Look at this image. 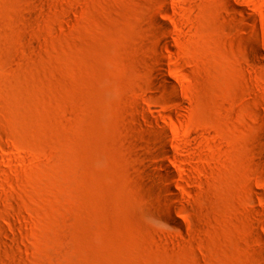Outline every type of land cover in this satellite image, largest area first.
<instances>
[{
  "label": "rangeland",
  "instance_id": "obj_1",
  "mask_svg": "<svg viewBox=\"0 0 264 264\" xmlns=\"http://www.w3.org/2000/svg\"><path fill=\"white\" fill-rule=\"evenodd\" d=\"M147 95L192 168L181 225ZM0 264H264V0H0Z\"/></svg>",
  "mask_w": 264,
  "mask_h": 264
},
{
  "label": "bare ground",
  "instance_id": "obj_2",
  "mask_svg": "<svg viewBox=\"0 0 264 264\" xmlns=\"http://www.w3.org/2000/svg\"><path fill=\"white\" fill-rule=\"evenodd\" d=\"M167 26L168 29H171L169 25ZM164 45H167V43ZM163 60H161L162 63L160 68L157 69L155 75L156 80H153L150 83L147 93H161L164 90L159 84L166 86L169 84L168 80L173 78L171 75L172 69L170 68L172 66H168L170 69L168 71L165 68L166 65L163 63ZM164 99V96H160L161 102ZM151 100L152 97L147 95V98L144 99V102L146 104L145 107H148V109H143L142 112V121L147 127L145 130L147 132V137H145V140L147 138V143L145 142L146 145L143 146V158L145 157L146 159L145 169L147 172L149 171L150 173H154L160 178L157 182L159 189L168 193L169 196L167 199H170L171 197L172 200H174L173 204L167 206L170 222L174 225H181L180 220H178V214H180L182 211V207L180 205L182 197L177 192V190L180 191L185 189L187 184L186 175L192 172V168L190 165L183 163L182 154L186 148L180 138L177 136L178 134L176 131L172 128L171 122L174 120L173 115L168 114L165 112V110H163L165 108V104H163L162 108H157L158 110L151 108ZM187 109L188 108L182 102L180 103V107H177L176 115L180 122H183L186 119ZM171 137L173 138L171 139ZM160 158H164L165 162H158L160 161ZM162 179H167L170 184H164ZM173 211H176L175 213H177L178 217L172 216L171 213Z\"/></svg>",
  "mask_w": 264,
  "mask_h": 264
}]
</instances>
